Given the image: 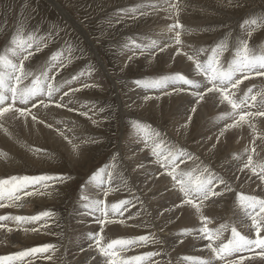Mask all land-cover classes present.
I'll return each mask as SVG.
<instances>
[{
    "label": "bare ground",
    "instance_id": "1",
    "mask_svg": "<svg viewBox=\"0 0 264 264\" xmlns=\"http://www.w3.org/2000/svg\"><path fill=\"white\" fill-rule=\"evenodd\" d=\"M140 1L155 2V0H132L131 2L128 1L129 3L125 4L124 6L125 8L127 7V5L128 7L140 6ZM177 2L181 4V10L179 12L178 19L184 26V29L181 30L182 45L176 46L172 44L163 52H160L158 49H154V55L150 52H145L146 56L144 55V59L146 60L147 66L153 68V73H158L159 75H167L171 67L170 63L175 59L178 60V56H180L179 63L182 69L177 71L187 74L191 70L194 78L198 80L200 79V77L195 76L192 62L188 61L186 56L182 54L175 55L176 48L181 47L183 52H191L193 48L204 47L206 38L204 37L205 31L201 29V25L205 23L212 27L214 25L210 23H220L223 20H226L228 17L237 18L234 16L235 14H246L248 12L252 13L256 11V9L264 10L260 6L264 4V0H244L245 4H243L245 5V7L240 8H233L234 4L224 5L219 0H177ZM50 3L56 6L59 14L65 18L69 26H72L73 28L75 27V29L78 30V32L90 45L91 52L93 54L92 58H97L98 61V64L95 67L96 73L92 75L91 72H88L91 73L89 75L87 71L84 72L85 75L81 76L79 81L74 82L70 86L64 85V87L61 88L60 93L57 94V97L63 95L64 92L69 90V87L80 89V92L77 91L74 95L70 93L69 96L64 97L65 102L71 99L72 103L69 104V108H73V111H69L67 108H56L54 105H50L48 109H41L39 111V113L37 114V121L35 123L32 122L31 117H29L27 121H24L22 119H9L6 121L0 120V125H3V127H0V157H4L7 161L6 163H4L0 160V175L2 172L6 173L5 168H7L8 171L11 172L8 175H11L10 177L26 176V174L20 175V173L16 171L19 170L20 167L24 168L26 163L35 165L37 168L42 170V173L46 172V170L54 172L56 166L60 165L56 164V155H54V158H56L55 160L53 158H50L51 154L45 153L43 151L50 148L62 150L68 157V161L70 164H83L84 162H87L92 154L90 150V145H92L93 143L92 141L101 139L99 138L101 137L100 122L102 121L103 116L106 118L108 112L104 113V111H100L101 106L94 103L97 100L94 95L81 96V92H87V90H91V93L93 94L94 88H108L110 86V82H112V84L117 87V89H119L116 79L113 76L109 75V70H107V67L100 58V47H98V45H96L95 42L90 39L91 37L85 28L86 25L82 24V22L78 19H73L71 15L66 12L61 4L56 0H50ZM131 3L134 4L131 5ZM145 7H147V5ZM21 10H23V8H21ZM216 12L220 13V16L214 15L216 14ZM147 16H150L153 20H156V25L154 27H159L158 29H156L155 35H150V38L148 37L149 40L145 43H150L152 39H157L161 45L168 43L169 37L174 35L173 33H168L166 30L168 25L173 22L172 19L168 18V13L163 10L153 13L150 9H148ZM147 24H149V22ZM241 33L243 34V31H241ZM48 40L49 38L45 39L41 43V48L45 49L44 46L46 45V42L49 43ZM232 40V42H234V39ZM64 42H62V44ZM67 42H69L68 38ZM6 45L10 46V43L8 42L6 43ZM259 49L260 48H258V51ZM2 50L0 51V54H2ZM65 50L66 49H64V51ZM41 51L34 54L39 57V60L37 63L33 60L35 64L28 65L30 71L37 72L38 70H40L45 61L49 58V56L48 58H40ZM122 51L124 53L123 57L121 56L122 63L125 64L126 62H130L131 59H129V57H131V54L129 53L128 48L123 47ZM46 53L49 54L48 52ZM135 54L137 56L143 55L140 53V51H136ZM67 55L68 52L66 53L65 51V56L67 57ZM76 57L74 58L75 60ZM172 57L173 60L171 59ZM162 58H167L166 63L164 66L158 67L159 61ZM134 64L132 62V71L135 67ZM91 66L93 67V64ZM127 70L129 69L127 68L126 71ZM164 70H166V72H164ZM60 71L61 69L59 70V74ZM80 71L81 70L77 69L74 71L75 73H73L76 74ZM70 75L71 74L69 73L66 76ZM158 77L159 76L155 75V77H149L148 79ZM66 78L67 77L59 79L56 78L54 82L59 83ZM27 82L29 81H26V83ZM83 84H89L93 86L84 88ZM253 84L256 85V89L264 87V77L252 76L249 80H244L240 87L246 91L247 87H250ZM135 87L136 86L133 84V82L130 83L128 87L129 90L127 91L129 94H126L125 92L126 95L124 96L123 94L124 97H118L121 108L123 109L122 113H124L126 109L128 110V103L127 101H125L126 97L128 102L132 105L133 111L139 112L140 114L138 116L146 118V120L150 118V113L156 114V117L160 119L164 118L165 114L169 112V120L172 121V124H170L168 130L165 128V130L169 131L170 133L167 134V132L165 134L169 136L168 138L170 142L175 144L176 148L178 146L179 148L183 147L187 149L188 147H186L185 143L191 138L189 137L186 140L185 138L190 136V133L192 132L195 134V138L191 142L193 144V148L196 151H193L191 149L190 150L199 157V160L196 161V163L187 161L189 169L196 167L197 164L203 162V164L210 165L218 174L222 175L224 178L225 174L230 177L229 184L232 186L233 190L227 193L231 196L234 191L236 192L233 203L229 205L228 203L223 202L225 199H221L220 201L216 200L215 203H209L206 201L201 207V212L204 216H207L209 220L214 219L215 217H221L218 222L219 225L217 227L214 228L209 225L208 227L217 229L222 224H227L230 227L235 225L237 226L238 230L242 232V234L247 233L248 225L250 222L247 221L243 215V210L240 206L238 195L242 193L245 195L264 196V190H262L260 187H257L259 181L256 180L255 177L247 179L248 176H251V173L248 170H245V172H239L238 168L242 167L243 163L246 162L247 155L249 154L248 152H246V149L250 150L253 147V139L260 134H264V124H261L259 119L257 121H254L257 128V132L255 134L247 124H244L240 127L228 129L225 134L220 137L219 141H217V136L220 129L226 123H232V119L228 115L231 110L226 105L214 103L212 99H207L206 101H202L199 105L196 106L197 110L195 113H191L189 100L194 98H192L187 93L176 94L172 91V88L174 86L170 85L167 89L164 90L148 89L147 92L144 93L145 95L143 94L139 96L137 94L135 95V93L133 92H130L133 91ZM163 91L170 92L171 94L163 95ZM242 94L243 93H240V95ZM145 96H149L152 98L145 100ZM156 97L159 98L157 99ZM121 98H123V100H121ZM108 101L110 100L108 99L107 102ZM33 111L35 112L36 110L33 109ZM82 111H87L88 116L85 117L80 115L79 113ZM142 112H146L147 116L142 115ZM189 115H191L192 117L191 122L187 124V127H184ZM163 120L164 119H161L159 121ZM40 121H43V123H41ZM93 121H95V123H93ZM153 121L155 122V120ZM98 122L99 124L96 127V123ZM49 125H51V127H49ZM149 125H151V127L153 128L152 124ZM5 129H7V131H5ZM157 129L164 131L162 128L157 127ZM131 131L132 130H128V132L130 133L123 132V134L121 135V156L123 157V163L120 162L122 165L121 168L116 170V168L112 166L111 162V165H107L109 166V171L113 173L114 179L112 184L97 186L95 184L88 185L87 183L84 189L78 192L77 203L75 204L73 210L70 212V216L67 219L68 224H66V232H68V235L63 247L59 248L60 250L54 247L48 252L42 253L41 256H39L38 253L32 257H25L24 260L20 262V264H38L37 260L39 259L45 260V262L42 264H55L56 261L61 262L62 264H84V261L87 260L90 256L97 255V253H95L88 247V245L91 243V240L88 238V233L98 232L100 226L94 221L93 217L83 209V204L89 203L91 199H102L110 205L120 200L127 199L126 196L128 195H130L128 200H132L133 204L127 206V213L123 216L119 215L118 213L115 215L110 213L109 219H111L113 223L106 225L104 233L102 234L104 235L107 242H110L111 239L118 238L119 236H123V238H134L138 236L149 237V241L147 243L142 246L132 248L130 251L124 254L125 256L143 255L147 252H160L161 255L153 257L152 261H160L161 264H168L169 261L171 262V264H197L195 260H185L183 258L198 257L203 259H211L212 264H221V262L213 259L214 256L213 254H211L210 250H207L203 247L207 243V241L199 239L198 233L194 232L192 235L188 236L181 235L183 229H198L201 226L200 213H198L194 208L188 205H185L182 209L174 208V205L178 203V193L172 186L171 177L167 176L166 173H164V175H160V173L164 172V170L162 168H159V165L155 162V157H151L150 150H141L143 149L144 143L142 135L137 133L136 129L134 130V133H132ZM61 133H63V135H61ZM65 136H67L68 139H65ZM173 137H175L177 140H175ZM69 141H71V143ZM74 145H78V149L74 148ZM212 145H215V149L210 151L209 149ZM255 147L256 152L252 153L254 163H264V141L256 139ZM33 148L35 149V151H32ZM146 157H149L150 159L146 160ZM218 158L220 160L213 164L214 160ZM51 160L54 162H52ZM87 163L89 164V162ZM141 163L145 164L144 168L137 167V165ZM63 169L66 168L63 167ZM180 169H183L185 171L189 170L185 169L184 164L180 165ZM116 174L118 178L116 177ZM235 176H238L239 179H235ZM6 178L8 177L6 176ZM6 178L5 176L4 178L0 176V179ZM68 184L69 179L62 184L50 183L47 187L38 185L33 190V194L30 196H25L23 195V193H18L21 196L20 200L12 201L10 203L3 202V204H5V207L0 208V216H6L8 214H11V216L37 215L39 214V211L36 209L38 206L37 203L42 205V208H44L45 205L49 204L50 202L59 203L63 198V193ZM117 184L121 185L118 190L109 192L107 196H105L104 192L101 191V187H103L104 190H107L108 187L115 188ZM82 196H87L90 198V200L83 201L81 199ZM230 196H227L226 198L228 199V197ZM215 209L223 212L226 211V213L228 214L226 215V213H217L216 215H213V213H216ZM137 212H140L139 216L136 215ZM55 215L57 214L55 213ZM52 218H44L41 221L35 223H17L13 220L0 221V225H2L0 226V256L30 249L33 247V244L36 241L48 237V235H50L49 223ZM51 223H54L56 228L58 229L57 226L61 222L59 218L56 217ZM147 227H149V229L153 231L151 234L139 235L135 233V230L143 231V229H148ZM230 227L228 231H225L223 233V235L226 234V237L229 236ZM40 232L42 233L40 234ZM224 238L225 236H222V239ZM54 239H57L55 238V235ZM69 240H71L72 242ZM179 240H183V243H179ZM81 249H84V251H81ZM49 257L51 258L49 259ZM145 264H152V262L145 261Z\"/></svg>",
    "mask_w": 264,
    "mask_h": 264
},
{
    "label": "snow or ice",
    "instance_id": "2",
    "mask_svg": "<svg viewBox=\"0 0 264 264\" xmlns=\"http://www.w3.org/2000/svg\"><path fill=\"white\" fill-rule=\"evenodd\" d=\"M243 3L244 0H236V6L242 7ZM148 9L153 13L161 10L167 12L168 18L172 19L173 22L168 25L166 30L174 35L169 37V42L163 45L157 39H152L150 43H144L138 42L136 37H129L124 47L132 50L134 54L135 50H139L141 54L150 52L154 55L155 53L152 51L154 49L163 52L172 44L176 46L182 45L181 30L184 29V26L178 19L181 10L179 2L155 0L147 7L141 5L119 9L116 15L121 20L124 18L135 20L138 17L147 16ZM255 25H257L256 19H245L243 21L241 24L243 34L237 35L231 45L234 53L230 50L229 42L226 39H221L211 46L193 48L190 53L183 52L181 47H177L175 55L182 54L186 56L188 61L192 62L195 76H199V80L194 78L190 70L187 74L175 72L159 76L158 78L136 79L133 84L145 90H164L170 85L174 86L172 91L176 94L187 93L194 98L189 100L191 113H195L197 110L196 106L207 99H212L214 103L229 107L231 111L228 115L231 117L232 123H226L220 129L217 141L228 129L240 127L244 124H247L255 134L257 128L254 121L259 119L260 123L264 124V87L256 89V85L253 84L247 87L246 91L240 87L244 80H249L252 76L264 77V50L257 52L255 45L251 44V37L256 31L253 27ZM32 33H35V29H32ZM53 34V32H49L48 37ZM45 39L46 37L43 35L38 40L34 34L17 33L11 36L10 46L6 45L2 50V54H0V120L22 119L27 121L31 117L32 122L35 123L39 111L48 109L50 105H54L56 108H67L69 111L74 110L69 108V104L72 103L71 99L65 102L64 97L69 96L70 93L74 95L79 89L69 87V90L64 92L63 95L57 97V94L60 93L64 85H72L74 82L79 81L80 77L84 76L85 73L81 70L62 82H54L55 73L66 67V61L67 63L71 62V58L65 56L63 48L53 52L37 72L30 71L29 66L26 65V61H30L34 54L42 50L41 43ZM65 44H68V42L65 41ZM226 52L231 55L230 60L228 56H225ZM26 81L29 82L26 83ZM92 86L83 84L84 88ZM240 93L243 94L240 95ZM162 94L170 95L171 93L163 91ZM151 98L149 96L144 97L145 100ZM156 98L158 99L159 97ZM33 109L36 111L34 112ZM103 110V108L100 109V111ZM79 114L85 117L88 116L87 111H82ZM191 118V115H189L184 127H187V124L191 122ZM40 122L43 123V121ZM0 127H3V125H0ZM132 127L143 137L144 143L141 150L149 149L151 157H155V162L159 165V168L164 170L160 175L166 173L167 176L171 177L172 186L178 193V203L174 205V208L182 209L185 205H188L200 213L201 226L198 229H183L181 235L188 236L194 232L198 233L199 239L207 241L203 247L210 250L211 254L221 264H254L257 258H259V264H264V196L245 195L242 193L238 195L243 215L250 222L247 233L242 234L235 225L230 227L227 224H222L217 229L209 228L208 224L211 221L207 216L203 215L201 207L204 202L215 203L216 201L213 198L222 197L225 193L231 192L233 189L228 180L218 174L210 165L203 164V162L189 169L187 161L196 163L199 157L186 148L177 149L175 144L166 139L165 134L152 128L151 125L133 121ZM64 138L68 139L67 136ZM256 139L264 141V134H260L253 139V147L250 150L246 149V152L249 153L247 160L242 167L238 168V171L245 172V170H248L251 176H248L247 179L255 177L259 181L257 187L264 190V163H254L252 155V153L256 152ZM69 142L71 143V141ZM92 142L95 141L93 140ZM73 147L78 149L79 146L74 145ZM214 149L215 145H212L209 150ZM145 159L149 160L150 158L146 157ZM181 164H184L185 169L189 170L180 169ZM137 167L144 168L145 164L141 163ZM234 178L239 179L238 176ZM68 179L70 177L65 174L47 173L0 179V201H18L21 199L18 193L30 196L38 185L47 187L50 183L62 184ZM113 179V173L109 171V166L105 165L94 172L86 183L97 186L111 185ZM120 186L117 184L115 188L108 187L107 190L101 187V191L107 196L109 192L118 190ZM84 187L85 185H81V190ZM81 199L83 201L90 200L87 196H82ZM131 204H133V201L128 199L120 200L110 205L102 199H91L89 203L83 204V209L100 226L98 232L88 233V238L91 240L88 247L97 255L90 256L84 261V264H145V261H151L152 264H161L160 261H152L153 257L161 255L160 252H147L143 255H124L132 248L147 243L149 241L147 236L113 239L107 242L104 235H102L105 226L113 223L109 219V214L115 215L119 213L122 216L123 211H126L127 206ZM2 207H5V204L0 203V208ZM52 215V210H45L34 216H0V221L13 220L17 223H35L44 218H50ZM136 215L139 216L140 212H137ZM229 227L230 236L222 239L223 233L228 231ZM178 242L183 243V240ZM52 248H54L53 245L45 244L14 254L0 256V264L22 262L25 257L35 256L37 253H45ZM81 251H84V249H81ZM228 257H232V259H227ZM183 259L195 260L197 264H212L211 259L198 257H184ZM168 264H171V262L169 261Z\"/></svg>",
    "mask_w": 264,
    "mask_h": 264
},
{
    "label": "rangeland",
    "instance_id": "3",
    "mask_svg": "<svg viewBox=\"0 0 264 264\" xmlns=\"http://www.w3.org/2000/svg\"><path fill=\"white\" fill-rule=\"evenodd\" d=\"M56 1L61 4V6L65 9L66 12H68L71 15V17L73 19H78L82 22V24L86 25L85 28L91 37L90 39L93 42H95V44L98 45V47H100L99 48L100 58L104 62L105 66L107 67V70H109V72H108L109 75L113 76L116 79V82H117L118 88H119V89H117V87H115L112 84V82L109 81L110 86L108 88H101V89L94 88L93 94L91 93V90H87V92L83 91V92H81L82 95L80 94L81 96H83V95H85V96L94 95V97L97 98L96 102H94V103L101 106V108L103 107V109L107 106L106 107L107 109L105 108L103 111H104V113L108 112V115L106 116L107 119L103 116L102 121L100 120L101 121L100 122L101 123L100 124L101 125V127H100L101 137H99V138H101L102 140L101 139H99L100 141L94 140L95 142H93L92 145H90V150H91L92 154H91V157L87 161V162H89V164L87 162H84L83 164L82 163L74 164V165L70 164L68 161V157L64 154V152L62 150L50 148V149H46L43 151L45 153L51 154L50 158H53L55 160L57 158L56 164H60V165L56 166V169H54V172H52L50 170H46V172L42 173L41 172L42 170H40L39 168H37L35 165H33L31 163H26L24 168L20 167L19 170H16L17 172L20 173V175L26 174V176H29V175L34 176L36 174L41 175V174H45V173H47V174H50V173L51 174H65L66 176L69 175L68 176V177H70L69 184L67 185V188L65 189V191L63 193V198L62 199L60 198L61 199L60 202L59 203L50 202L49 204L45 205L44 208H42V205L37 203L38 206L36 208L39 211V213H41L45 210H52L53 215L51 216V218L52 217L53 218L51 219V221L49 223L50 235H48V237H46V238H42V239H39L38 241H36L33 244V247H40V246H43L45 244H49V245H53L58 250H60L59 248H62L63 245L65 244L66 240H67V235H68V232H66L67 231L66 230V227H67L66 224H68L67 219L71 214L70 212L73 210L75 204L77 203V196H78V192L81 190V185L86 186L87 185L86 182L89 181V178L92 176V174L94 172H96L98 169H100L101 166L112 164V166H114L116 168V170L121 168V166H122L121 163H123V157L121 156L122 155V152H121V149H122L121 148V143H122L121 142L122 141L121 135L123 134V132L130 133V132H128V130L129 131L132 130L131 132L134 133L135 128L131 127L132 122L133 121H140V122L144 123V121H145L146 124L147 123L152 124L153 128L158 130V131H161V130L157 129V127L162 128L164 130V131H161L163 134H165L167 132H168L167 134H169L170 132L167 130L169 129L170 124H172V121L169 120L170 119L169 112H167L165 114L164 118H160V119L157 118L156 114H154V113H150V118L147 120H146V118L138 116L140 113L137 111H133L132 105L128 102L127 97H126L125 101H127V103H128V105H127L128 110L126 109V111H125L126 113L125 112L122 113L123 109L121 108V105H120L119 100H118L119 96L124 97L126 94H129L127 92L129 90V88H128L129 84L132 83L134 80L141 79V78L155 77V75L156 76H162V75H159L158 73H153V68L152 67L150 68L149 66H147L146 60L144 59V57L146 56L145 53L143 55L137 56L136 54L133 53L132 50H130L128 48V51L131 54V61L128 63L126 62L127 65H126V63L125 64L122 63V57L124 55L122 48L124 47V44L128 41V38L129 37H136L138 42H144L145 43L146 41L149 40L150 35H152V36L155 35L156 29H158V27H159V26L154 27L156 25V20H153L152 17H150V16L149 17L148 16L138 17V18H136V20H132L129 18H124L121 20L120 17L116 15L117 11L119 9L125 8L124 5L131 2L132 0H56ZM219 1H221V3H223L224 5H226V4L233 5L234 4L233 8H236V7L240 8V7L236 6L235 0H231V2H229L230 0H219ZM173 2H177V0H174ZM224 2H226V3H224ZM150 3H153V2H145V1L142 2V1H140L139 5L141 6L143 4V6H146V5H149ZM132 4H134V3H131V5ZM18 5L20 6V8ZM260 6H261V8L264 9V4H262ZM127 7H128V5H127ZM242 7H245V5ZM21 8H23V10H21ZM17 11H19V12H17ZM217 13L218 12H216V14H214V15L220 16V13H218V14ZM234 16L237 18H234V17L229 18L228 17L229 19L227 18L226 19L227 21L223 20L220 23H210V24L214 25L212 27H210L207 23L201 25V29H203V31H205L204 37L206 38L205 39L206 42H205L204 47L214 45L216 42H218L221 39H226L228 42L231 43V44L229 43L230 50L231 51L233 50L232 52L234 53V49L231 48V45L233 44L232 39H235L236 35H238L239 33L242 35L241 31H243V29L241 28L240 24H242L245 19H248V20L256 19L257 25L253 26L256 29V31L253 33V35L251 37V44L256 45L255 50L257 52L264 50V47H262V46H264V43H263V40H264V38H263V36H264V10L256 9V11H254L252 13L248 12L246 14L245 13L235 14ZM16 20L17 21L19 20V21L17 22ZM147 21L149 22V24H147L148 23ZM88 25H90V26H88ZM147 25L150 27H148ZM215 25H218V26H215ZM245 27H247V26H245ZM32 29H35V33H32ZM54 29H55V31H54ZM56 30L59 32H57ZM208 30H209V33H208ZM49 32H53L54 34L51 37H48L47 33H49ZM234 32H235V34H234ZM16 33L34 34L37 36L38 40L42 35L45 36L46 39L49 38V40H48L49 43L46 42V45L44 46L45 49L42 48L40 58L41 57L48 58V56L50 57V55L53 52H55L56 50H58L60 48L66 49L65 50L66 53L68 52L67 57H70L73 62L71 61L70 63H67V61H66V67L61 69V71H60L61 75L59 74V72L55 73V75H56L55 79L56 78L57 79L64 78V77L70 78L75 73L74 71L77 69L83 70L84 72L87 71V73L91 72L92 75H94L96 73L95 67L98 64V61H97V58H94V59L92 58L93 54L91 52L90 45L86 42V40L78 32V30L75 29V27L73 28L72 26H69V24L67 23L65 18L59 14V11L57 10L56 6L52 5V3H50V0H37V2H36V0H24V1L23 0H0V51L4 48L6 43H8V42L10 43L11 36L15 35ZM56 33H58V34H56ZM233 34L235 35V37ZM261 34H262V37H261ZM67 38H68L69 42H68V44H65L64 41L65 40L67 41ZM142 38H144V39H142ZM145 38H146V40H145ZM76 39H77V41H76ZM207 39H208V41H207ZM50 41L52 44L50 43ZM62 42H64V43L62 44ZM63 45H65V46H63ZM258 48H260L259 51H258ZM69 51H71V52H69ZM136 51H139V50H135V52ZM152 51H154V50H152ZM46 52H48L49 54H47ZM228 55H229V53L227 52L225 54V56H228ZM75 57H76V60L74 59ZM179 57L180 56H178V60L175 59L173 62L170 63L171 67L169 69L168 74L175 73L177 70L182 69V67L180 66V63H179L180 62ZM229 57L231 58V55H229L228 58ZM230 58H229V60H230ZM171 59L173 60V57ZM33 60L37 63L39 60V57L34 55L30 61L26 62V65L35 64V62ZM166 60H167V58L160 59L158 67L164 66L166 63ZM132 62H133V64L135 63L134 64L135 67H134L133 71L131 68ZM92 64H93V67L91 66ZM122 65H124V66H122ZM126 67L129 70L126 71V69H127ZM87 68H89V69H87ZM164 72H166V70H164ZM177 72H180V71H177ZM69 73L71 75L66 76ZM96 91H99V92H96ZM79 92H80V89H79ZM125 92H126V94H125ZM130 92L131 93L133 92V93H135V95L137 94L139 96V95H143L145 92H147V90L142 89V88H138L136 86L135 89L133 91H130ZM123 94H124V96H123ZM113 97H115V98H113ZM108 99L110 100V101H108L109 104L107 102ZM121 100H123V98H121ZM93 101H95V100H93ZM145 114H146V112H142V115L147 116V114L146 115ZM153 116H155L157 119ZM152 119L155 120V122ZM161 119H164V120L159 121ZM98 124H99V122L96 123V127ZM126 126H127V128H126ZM165 128L167 130H165ZM167 134H165V135L167 136ZM102 135H104V136H102ZM194 136H195V134L192 132V133H190V136L185 138V140L188 139L189 137L191 138L188 141H186V143H185L186 147H188L187 150H190V149L193 151L195 150L193 148V144L191 142L192 140H194V138H195ZM168 137L169 136L166 137L167 140H169ZM173 138L175 140H177L175 137H173ZM178 148L179 147L177 146V149ZM32 151H35V149L33 148ZM40 154H43V153H40ZM54 155H56L55 156L56 158H54ZM64 159H67V160H64ZM0 160L3 161L4 163L7 162L4 157H0ZM219 160H220L219 158L214 160L213 164H215ZM52 162H54V161H52ZM110 162H111V164H110ZM72 166H73V168H72ZM63 167L66 169H63ZM5 171H6V173L2 172L0 176L3 178H4V176H5V178L7 176L9 178L11 175L10 176H8V175L11 172L8 171L7 168H5ZM116 177L118 178L117 174H116ZM225 179L228 180V182H229L230 177L227 174H225ZM69 186H71V187H69ZM129 196L130 195L126 196V198L128 199ZM227 196H230V195L228 193H225L224 196L215 197L213 199L215 201L216 200L220 201L221 199L222 200L225 199L223 202L231 205L233 203L235 196H236V192L234 191L233 194L230 197H228V199L226 198ZM3 202L10 203L12 201H8V200L0 201V203H3ZM215 212L216 213H213V215H216L217 213L218 214L226 213V211L223 212V211H219L218 209H215ZM55 213L57 215H55ZM126 213H127V210L123 211V215H125ZM227 214L228 213H226V215ZM6 216H11V214L10 215L8 214ZM56 217H58L60 222H61L57 226L58 229L56 228L54 223H51L54 221V219ZM220 219H221V217H215L214 219L210 220L211 222L208 225L215 228L219 225L218 222ZM147 228L148 229H143V231L142 230L141 231L135 230V233H137L139 235H141V234L149 235L153 231L151 229H149V227H147ZM41 233L42 232H40V234ZM230 234H231V232L229 233V236H230ZM54 235H55V238H57V239H54ZM51 236H53V237H51ZM223 236L226 237V234H224ZM119 237L114 238V239H122L123 238V236H119ZM71 240H69V241H71ZM111 240H113V239H111ZM12 254H14V253H12ZM5 255H7V254H4V256ZM41 255H42V253H39V256H41ZM213 259H215V258L213 257ZM227 259H232V257H228ZM37 261H38V264H42L45 262V260H41V259H39ZM13 264H20V261L13 262ZM55 264H62V263L56 261ZM254 264H259V258H257V260L254 262Z\"/></svg>",
    "mask_w": 264,
    "mask_h": 264
}]
</instances>
